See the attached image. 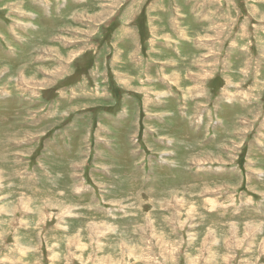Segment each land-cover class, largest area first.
<instances>
[{
  "label": "rangeland",
  "instance_id": "rangeland-1",
  "mask_svg": "<svg viewBox=\"0 0 264 264\" xmlns=\"http://www.w3.org/2000/svg\"><path fill=\"white\" fill-rule=\"evenodd\" d=\"M0 264H264V0H0Z\"/></svg>",
  "mask_w": 264,
  "mask_h": 264
},
{
  "label": "bare ground",
  "instance_id": "bare-ground-1",
  "mask_svg": "<svg viewBox=\"0 0 264 264\" xmlns=\"http://www.w3.org/2000/svg\"><path fill=\"white\" fill-rule=\"evenodd\" d=\"M196 88H197V87L192 88V90H190L189 92H190V93L195 92V91H196ZM209 230H210V229H209ZM255 232H256V231H255ZM208 240H209V239H208ZM137 260H138V259H137Z\"/></svg>",
  "mask_w": 264,
  "mask_h": 264
}]
</instances>
